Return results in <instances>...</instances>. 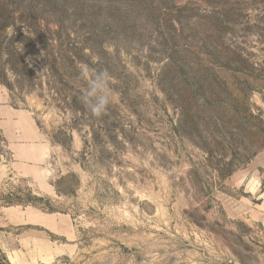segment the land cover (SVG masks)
<instances>
[{"label":"rangeland","instance_id":"rangeland-1","mask_svg":"<svg viewBox=\"0 0 264 264\" xmlns=\"http://www.w3.org/2000/svg\"><path fill=\"white\" fill-rule=\"evenodd\" d=\"M0 264H264V0H0Z\"/></svg>","mask_w":264,"mask_h":264},{"label":"crops","instance_id":"crops-1","mask_svg":"<svg viewBox=\"0 0 264 264\" xmlns=\"http://www.w3.org/2000/svg\"><path fill=\"white\" fill-rule=\"evenodd\" d=\"M8 117L2 118L4 134L11 136L13 141L17 138L19 145H35L41 143L44 136L35 128L30 117L24 112L8 111Z\"/></svg>","mask_w":264,"mask_h":264},{"label":"clouds","instance_id":"clouds-1","mask_svg":"<svg viewBox=\"0 0 264 264\" xmlns=\"http://www.w3.org/2000/svg\"><path fill=\"white\" fill-rule=\"evenodd\" d=\"M106 73L101 74V77H105ZM101 77L97 78V81L101 79ZM97 81L92 82L90 90L87 92L86 97H85V102L89 105L91 112L99 116L101 112L104 109V106L108 103V97L107 95H99L97 96ZM96 97L95 103H92L91 101L88 100V97Z\"/></svg>","mask_w":264,"mask_h":264}]
</instances>
